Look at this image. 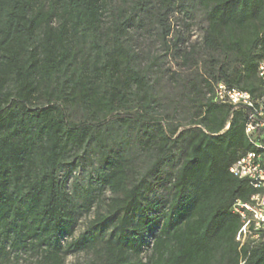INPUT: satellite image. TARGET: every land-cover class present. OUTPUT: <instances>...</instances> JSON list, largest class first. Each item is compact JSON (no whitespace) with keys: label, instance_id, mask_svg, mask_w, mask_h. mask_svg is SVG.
<instances>
[{"label":"trees","instance_id":"1","mask_svg":"<svg viewBox=\"0 0 264 264\" xmlns=\"http://www.w3.org/2000/svg\"><path fill=\"white\" fill-rule=\"evenodd\" d=\"M178 11L201 12L205 24L200 69L196 48L176 44L196 68L182 92L186 126L156 117L154 69L130 37L151 25L169 48ZM263 31L264 0H0V264L23 251L40 254L37 264L78 252H93L91 264H264V243L239 247L232 211L256 193L230 173L254 149L250 111L214 102L220 82L264 95ZM133 145L148 154L143 172ZM81 150L95 176L69 195L67 160ZM107 191L105 210L75 237Z\"/></svg>","mask_w":264,"mask_h":264},{"label":"rangeland","instance_id":"2","mask_svg":"<svg viewBox=\"0 0 264 264\" xmlns=\"http://www.w3.org/2000/svg\"><path fill=\"white\" fill-rule=\"evenodd\" d=\"M170 24L173 33L170 37L169 48L158 41V32L151 25L132 28L130 37L132 38L131 43L135 51L140 54L143 63L146 66H153L154 69V85L159 96V104L155 111L156 117L161 119L164 125L172 123L186 126L193 116V110H191V106L182 92L196 68L187 66L183 55H175L176 44L177 46L180 44L178 48L181 47L187 52L192 51L194 47L196 48L193 52V58L200 62L198 65L200 69L202 62L206 60L205 52L202 50V29L205 24L201 12L187 15L185 11L175 13L170 19ZM132 109L133 111L136 110V108ZM86 152L88 151H79L76 153L78 154L77 158L75 153L68 157L66 170L72 171L66 190L69 195H74L76 191L75 182H77L80 190H83L89 186L90 178L95 176V158L92 156V160L89 159ZM129 152L136 168L143 172L150 162L148 154L135 145L130 147ZM172 165L173 163H170L167 169ZM164 194L162 189H158L156 196L161 197ZM110 198L111 193L105 192L103 196L97 199V203L90 213L79 217L75 237L87 229L97 212L105 210ZM153 239L154 237L148 233L144 240L145 251L141 256L143 262H147L152 253ZM67 241L69 242L71 239H64V242ZM217 257L219 260L220 257ZM93 259V252H78L67 255L65 264H91ZM39 260L40 254L23 251L18 254L12 253L10 261L5 264H37Z\"/></svg>","mask_w":264,"mask_h":264},{"label":"built area","instance_id":"3","mask_svg":"<svg viewBox=\"0 0 264 264\" xmlns=\"http://www.w3.org/2000/svg\"><path fill=\"white\" fill-rule=\"evenodd\" d=\"M262 38L264 42V31ZM258 76L264 91V56L258 63ZM214 102L250 111L246 134L254 149L241 156L230 167V173L237 179L247 180L256 190L249 200H237L232 208L241 222L236 242L240 248H252L264 243V95L255 99L247 91L220 82L215 86Z\"/></svg>","mask_w":264,"mask_h":264}]
</instances>
